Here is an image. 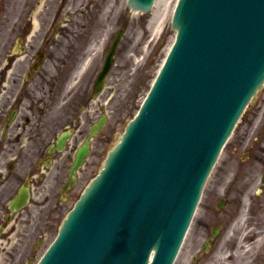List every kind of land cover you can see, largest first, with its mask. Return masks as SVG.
Listing matches in <instances>:
<instances>
[{"label":"flooded vegetation","instance_id":"1","mask_svg":"<svg viewBox=\"0 0 264 264\" xmlns=\"http://www.w3.org/2000/svg\"><path fill=\"white\" fill-rule=\"evenodd\" d=\"M109 2L0 0V264L36 262L61 227L78 176L91 175L108 147L104 123L89 140L98 148L70 178L77 150L103 119L95 80L112 39L126 29ZM263 172L264 121L251 120L225 145L208 182L216 187H205L194 261L264 264ZM243 241L252 245L244 253Z\"/></svg>","mask_w":264,"mask_h":264},{"label":"water","instance_id":"2","mask_svg":"<svg viewBox=\"0 0 264 264\" xmlns=\"http://www.w3.org/2000/svg\"><path fill=\"white\" fill-rule=\"evenodd\" d=\"M128 1L146 11L155 0ZM172 27L138 114L38 264L174 263L223 145L264 83V0H179Z\"/></svg>","mask_w":264,"mask_h":264},{"label":"rangeland","instance_id":"3","mask_svg":"<svg viewBox=\"0 0 264 264\" xmlns=\"http://www.w3.org/2000/svg\"><path fill=\"white\" fill-rule=\"evenodd\" d=\"M176 1L158 0L153 10L147 13L132 12L127 5V0H110L109 2V12L119 15L120 18H125L127 32L120 46L116 64L109 77L108 89L103 96L104 100L108 101V104L105 105L109 115L106 127V131L108 129L107 132L109 134L108 149H111L119 140L126 124L137 112L175 39L176 31L171 27V19ZM159 11L163 13V24L161 27H158L157 21L151 22L153 16ZM114 14L111 15L109 22L110 31L117 27ZM251 120H253L254 125H260L264 121V88L258 92L256 101L252 102L247 108L235 134L241 133L244 125ZM94 147L93 152L96 151L98 146ZM106 148L103 156L98 159L97 167H94L93 173L79 178L78 183L74 186L75 189L72 191L74 193L72 199L65 202L66 207L62 211L63 215L71 207L74 199L90 178L101 167L106 157ZM91 156L92 159L96 157ZM207 187H216V182L212 180ZM202 213L203 207L200 204L186 239L185 247L191 245L189 242H192L191 248L189 251L182 253L175 264H203L201 261L194 262L192 260L193 254L203 241L200 220ZM242 246L243 253L246 248L247 250L252 248L251 243L247 241H243ZM237 264L241 263L237 260Z\"/></svg>","mask_w":264,"mask_h":264},{"label":"bare ground","instance_id":"4","mask_svg":"<svg viewBox=\"0 0 264 264\" xmlns=\"http://www.w3.org/2000/svg\"><path fill=\"white\" fill-rule=\"evenodd\" d=\"M165 1H166V0H165ZM157 2H158V0H156V2H155V6H156ZM155 6H154V7H155ZM162 14H163L162 11L157 12L156 15L153 16L151 22L153 23V21H157V25H158V27H161L162 24H163ZM154 19H155V20H154Z\"/></svg>","mask_w":264,"mask_h":264}]
</instances>
